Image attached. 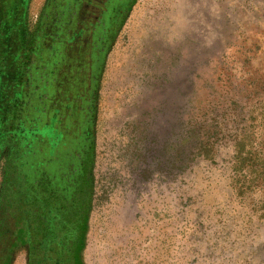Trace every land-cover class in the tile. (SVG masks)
I'll list each match as a JSON object with an SVG mask.
<instances>
[{
    "label": "rangeland",
    "instance_id": "rangeland-1",
    "mask_svg": "<svg viewBox=\"0 0 264 264\" xmlns=\"http://www.w3.org/2000/svg\"><path fill=\"white\" fill-rule=\"evenodd\" d=\"M95 140L84 264H264V0H136Z\"/></svg>",
    "mask_w": 264,
    "mask_h": 264
},
{
    "label": "trees",
    "instance_id": "trees-1",
    "mask_svg": "<svg viewBox=\"0 0 264 264\" xmlns=\"http://www.w3.org/2000/svg\"><path fill=\"white\" fill-rule=\"evenodd\" d=\"M31 1L0 0V229L17 228L16 235L22 218L47 212L58 190L83 192L86 216L90 211L104 70L88 112L84 67L74 46L94 0H46L33 27ZM128 1L130 12L136 0H110L103 10L117 19Z\"/></svg>",
    "mask_w": 264,
    "mask_h": 264
},
{
    "label": "flooded vegetation",
    "instance_id": "flooded-vegetation-1",
    "mask_svg": "<svg viewBox=\"0 0 264 264\" xmlns=\"http://www.w3.org/2000/svg\"><path fill=\"white\" fill-rule=\"evenodd\" d=\"M107 1L110 0H94L88 4L84 25L77 31L74 46V56L82 59L84 67L88 112L113 38L129 14L130 1L123 6L117 19H110L111 15L103 10ZM88 199L83 192L74 195L58 190L47 212L39 218L30 214L22 218L19 235L14 227L0 229V264L18 261L20 264H84Z\"/></svg>",
    "mask_w": 264,
    "mask_h": 264
},
{
    "label": "crops",
    "instance_id": "crops-1",
    "mask_svg": "<svg viewBox=\"0 0 264 264\" xmlns=\"http://www.w3.org/2000/svg\"><path fill=\"white\" fill-rule=\"evenodd\" d=\"M34 1H35V0H32L31 7H30V12H31V9L33 8ZM40 1H41V0H40ZM41 3H42V1H41ZM41 3H40V4H41ZM41 6H42V5H40V6L36 9V11L34 12V16H35V17L37 16V14H38V12H39ZM31 13H32V12H31Z\"/></svg>",
    "mask_w": 264,
    "mask_h": 264
}]
</instances>
